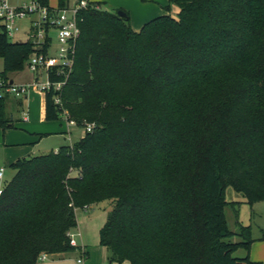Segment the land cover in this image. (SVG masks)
Wrapping results in <instances>:
<instances>
[{
  "label": "trees",
  "instance_id": "trees-1",
  "mask_svg": "<svg viewBox=\"0 0 264 264\" xmlns=\"http://www.w3.org/2000/svg\"><path fill=\"white\" fill-rule=\"evenodd\" d=\"M168 2L176 18L160 15L138 31L125 10L126 18L100 3L83 10L69 76L41 95L44 120L67 114L92 127L73 144L11 163L0 264L77 250L68 235L75 210L104 200L111 209L99 244L111 262L260 264L249 257L251 226H227L224 193L264 200V0ZM35 50L0 27V79ZM49 79L63 77L54 68ZM9 96H0L2 130L12 125Z\"/></svg>",
  "mask_w": 264,
  "mask_h": 264
},
{
  "label": "rangeland",
  "instance_id": "rangeland-1",
  "mask_svg": "<svg viewBox=\"0 0 264 264\" xmlns=\"http://www.w3.org/2000/svg\"><path fill=\"white\" fill-rule=\"evenodd\" d=\"M150 2L154 7L156 6L163 12L174 18L177 17L178 7L175 3H169L168 0H153ZM15 4L16 0H10ZM49 5L56 8L58 0H48ZM74 0H70V4ZM169 5V10L166 11L165 7ZM104 8L109 9L108 6ZM22 26H26V21L21 22ZM131 27L133 22L130 19ZM134 29H140V23H136ZM133 28V27H132ZM136 31V30H135ZM51 37V44L48 48L49 55H56L58 49V42L54 29L49 30ZM22 34L10 38H24ZM3 68V60L0 58V71ZM13 73V80L15 84H32L35 75L27 68V61L22 69ZM11 74V73H10ZM8 74V77H10ZM46 81L45 73L39 75L38 82ZM40 88L30 86L27 91V99L25 95L16 96L19 100V105L16 110L12 111L10 115L13 116L11 126L2 130L0 129V166H2V177L0 178V187L3 188L9 178L12 177L14 169L9 165L13 160L27 158L33 155H40L48 153L55 147L75 143L84 134V127L76 124L69 125L66 117L62 116L56 121H46L40 118L39 114V97L41 96ZM9 99L11 97L9 96ZM23 112L27 114V120L22 119ZM5 155L6 162L2 159V154ZM225 200L227 201L224 207V214L227 226L232 231L238 230V223L243 225H250L252 229V236L264 235V200L255 201L248 204L240 192L235 191L231 187L225 189ZM111 209L109 200H104L99 203L93 204L87 211L78 209L77 215L79 220L78 230L82 232L85 240L89 242H97L99 238V230L106 221L107 213ZM90 219V220H89ZM75 229V231H78ZM73 231V229H72ZM79 239V236L77 237ZM237 240V238L235 239ZM90 244V243H89ZM245 250L238 249L234 255L244 256ZM73 257H78V253H71ZM49 256V255H48ZM49 260H39L38 264H45ZM52 259V258H51Z\"/></svg>",
  "mask_w": 264,
  "mask_h": 264
},
{
  "label": "built area",
  "instance_id": "built-area-1",
  "mask_svg": "<svg viewBox=\"0 0 264 264\" xmlns=\"http://www.w3.org/2000/svg\"><path fill=\"white\" fill-rule=\"evenodd\" d=\"M93 6L98 9L99 5L91 0H74L67 3L62 8H53L42 5L38 0H27L18 4H13L10 0H0V27L7 37H16L18 34L24 35L23 40H31L34 43L35 51L30 54L27 60V68L35 75L32 84H15L13 81L0 79V96L8 93L9 95H25L30 86L40 88V91L50 89L60 90L66 82L73 66L76 41L80 35L79 22L82 21V12L87 7ZM25 20L26 26L21 22ZM54 29L58 42L56 55H49L48 48L51 44L49 30ZM16 41V38H14ZM46 50L43 51V47ZM56 69V73L63 77L62 80L53 82L49 79L51 69ZM45 73L46 81L38 82L39 75ZM59 102V98H55ZM27 114H23V119L27 120ZM67 118V114H64ZM69 125L75 124L68 120ZM92 125L87 124L85 130L89 131ZM2 168H0V177ZM1 193V189H0ZM88 206H84L86 208ZM70 244L76 245L74 237L76 234L69 232ZM83 251V249H82ZM83 253V252H82ZM47 254H41L39 260H44ZM84 255L77 259L83 261Z\"/></svg>",
  "mask_w": 264,
  "mask_h": 264
},
{
  "label": "crops",
  "instance_id": "crops-1",
  "mask_svg": "<svg viewBox=\"0 0 264 264\" xmlns=\"http://www.w3.org/2000/svg\"><path fill=\"white\" fill-rule=\"evenodd\" d=\"M26 1L27 0H16L15 4H18L21 2H26ZM91 1L95 2V3H100V5L103 7L105 5L108 6L109 10L119 8V9H123V10L127 11L128 15H129V19H131V21L133 22V25H132L133 28L132 29L136 30V31H137V29H134L136 26L135 22L140 23L139 27L141 28L144 23L150 21L151 19H153L155 17H158L160 15L165 14V12H163V10H162L163 6H161V10H159V8H157L156 6L154 7L153 5H151L150 2H154L153 0H91ZM67 3H70V0H67ZM23 39L24 38H16V41L23 40ZM9 80L14 82L13 73L10 74ZM10 97H11V99H9V103L7 105V112L8 113H11L12 111L16 110V107L14 106V102L19 100L14 95H10ZM24 98L27 99L26 94H25ZM24 113H26V112H23V114ZM43 113H44V103H43V97L41 95L39 97V114H40L41 119H43ZM10 116L12 119L13 116L12 115H10ZM22 119H23V115H22ZM70 144H72V143H70ZM58 147H55L53 150H57ZM1 155H2L3 161L6 162L7 157L5 155H3V153ZM14 161L15 160L11 161L9 163V165H11V163H13ZM1 167L2 166H0V168ZM14 174H15V169H14V172L11 174L12 177ZM11 178H9V180ZM0 189H2V188L0 187ZM92 205H89L86 208H84V207L77 208L75 210L77 225L75 228H73V231L71 230V233L76 234L74 237V240H75V243H76V246L78 247V249L73 251V252L48 254L50 256V261L46 262L45 264H130L128 261H124L122 263L109 261L108 250L106 247L101 246L99 244V238H98L97 242H89L90 243L89 244L85 240L82 232L78 230L79 220H78V215H77L76 211L78 209H83V210L87 211L91 208ZM75 229H77L78 231L76 232ZM78 236H79V239L77 238ZM261 237L262 236H255L254 237L255 240L250 245L249 257L252 261L259 262L260 264H264V238H261ZM82 249H83V251H82ZM82 252H85V254ZM71 253H78L79 255H78V257H73L74 255H70ZM48 255L46 256V258L43 261L49 260ZM82 255H84L83 261L81 263L77 262V259L80 258Z\"/></svg>",
  "mask_w": 264,
  "mask_h": 264
},
{
  "label": "water",
  "instance_id": "water-1",
  "mask_svg": "<svg viewBox=\"0 0 264 264\" xmlns=\"http://www.w3.org/2000/svg\"><path fill=\"white\" fill-rule=\"evenodd\" d=\"M117 14H118L119 16H121V17H125V18H126V12H125L124 10H122V9H119V10L117 11ZM10 118H11V116H10Z\"/></svg>",
  "mask_w": 264,
  "mask_h": 264
}]
</instances>
